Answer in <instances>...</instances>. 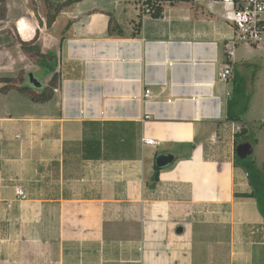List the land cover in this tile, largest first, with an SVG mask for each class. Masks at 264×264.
Instances as JSON below:
<instances>
[{
	"label": "crops",
	"instance_id": "obj_1",
	"mask_svg": "<svg viewBox=\"0 0 264 264\" xmlns=\"http://www.w3.org/2000/svg\"><path fill=\"white\" fill-rule=\"evenodd\" d=\"M95 1L51 24L52 98L0 114V264H264V221L234 164L247 121L228 119L262 50L232 45L215 3L163 1L142 20L132 0ZM164 153L175 160L153 183Z\"/></svg>",
	"mask_w": 264,
	"mask_h": 264
},
{
	"label": "rangeland",
	"instance_id": "obj_2",
	"mask_svg": "<svg viewBox=\"0 0 264 264\" xmlns=\"http://www.w3.org/2000/svg\"><path fill=\"white\" fill-rule=\"evenodd\" d=\"M59 1L63 0H51L53 5ZM105 1L108 2L96 0L94 4L96 7L98 5L104 7L107 5L104 4ZM45 15L44 0L0 1V78H10L11 82L17 85H26L40 90L39 87L30 85L27 80L28 73L32 72L42 85L47 84L50 74L45 75L40 57L30 50L35 45L42 53L47 51L57 53V42L54 38L60 33L58 30L61 26H45ZM59 17L63 20L64 15L61 14ZM19 31L22 32L23 37ZM23 41L26 43L24 44ZM25 46L29 49H24ZM259 52H256L259 58L253 60L257 61L260 68L257 71L254 70L252 76L243 77L241 93H235L234 108L237 112H244L242 116L247 121L245 127L248 136H240L238 140L252 142L256 139L253 144V153L249 158L257 167L262 168L264 163V50ZM4 83L0 81V87ZM32 107L31 100L16 89H11L5 94L0 93V114L3 111L9 110L10 113H14L29 110Z\"/></svg>",
	"mask_w": 264,
	"mask_h": 264
},
{
	"label": "trees",
	"instance_id": "obj_3",
	"mask_svg": "<svg viewBox=\"0 0 264 264\" xmlns=\"http://www.w3.org/2000/svg\"><path fill=\"white\" fill-rule=\"evenodd\" d=\"M3 2L4 0H0ZM45 6H46V25L47 27H50V25L55 21V18L57 17L58 13L66 6L79 2L81 0H63L62 2H57L55 5L52 4L51 0H44ZM160 1H168L170 3L179 2V1H189V0H160ZM161 12V7L159 6L156 10V12L153 14V16L158 17ZM23 43L25 44L26 41ZM26 47V46H25ZM24 49H29L25 48ZM33 53L38 55L41 59V64L43 65V68L45 69V75L50 74V78L46 84V86L41 89H33L30 86L26 85H17L16 83L11 82L12 80L10 78L2 77L0 78V81L5 82L2 87H0V93H7L11 89H16L20 93L24 94L25 96L29 97L33 102H46L50 100L54 94L57 80L59 77V73L56 69L57 66V60H56V53H53L51 51H47L45 53H42L38 46H33L30 48ZM240 92L241 93V84L237 82V85L233 87L232 91V98L229 100V105L231 106V109L229 111L228 119L233 121L237 120L239 118L240 112L236 111L234 106H236V101L234 99L235 93ZM245 129L242 128L237 134H236V141L235 144L237 145L240 143L241 140H238V137L245 136ZM243 141V140H242ZM241 141V142H242ZM255 139L252 141V144L255 143ZM234 164L236 166H239L244 169V171L247 173V178L249 185L251 187V192L242 194L243 197H252L254 198L256 202L257 209L264 221V163L262 164V168H259L256 166L254 161L247 157L245 159H240L237 157L236 153L234 152ZM160 168L155 166V171L152 176L153 183L157 181L158 179V171Z\"/></svg>",
	"mask_w": 264,
	"mask_h": 264
},
{
	"label": "built area",
	"instance_id": "obj_4",
	"mask_svg": "<svg viewBox=\"0 0 264 264\" xmlns=\"http://www.w3.org/2000/svg\"><path fill=\"white\" fill-rule=\"evenodd\" d=\"M138 9L141 19L152 17L157 8L162 5L160 0H132ZM194 2H211L218 4L224 9L226 22L232 28L233 35L231 43H245L258 49L264 50V0H192ZM233 51H228L231 56ZM232 77L231 66L226 63L219 72V78L228 81ZM145 100L150 99V89L143 93ZM149 101V100H148ZM149 114L145 115L148 118ZM240 131V127H237ZM145 143H152L150 139H144ZM247 176V173L245 174ZM15 194L18 198H25V193L20 186L15 187Z\"/></svg>",
	"mask_w": 264,
	"mask_h": 264
},
{
	"label": "water",
	"instance_id": "obj_5",
	"mask_svg": "<svg viewBox=\"0 0 264 264\" xmlns=\"http://www.w3.org/2000/svg\"><path fill=\"white\" fill-rule=\"evenodd\" d=\"M27 80H28L30 85H33L34 87H41L40 81L37 80L33 76L32 72L28 73ZM235 153H236L238 158L245 159V158H247V157L252 155V153H253V144L248 142V141H242V142H240V143H238L236 145ZM174 160H175V155H173L171 153L160 154V155H158L155 158V165L158 168H162V167H165V166L173 163ZM177 232L181 233L182 232V228L179 227L177 229Z\"/></svg>",
	"mask_w": 264,
	"mask_h": 264
},
{
	"label": "flooded vegetation",
	"instance_id": "obj_6",
	"mask_svg": "<svg viewBox=\"0 0 264 264\" xmlns=\"http://www.w3.org/2000/svg\"><path fill=\"white\" fill-rule=\"evenodd\" d=\"M18 33H19V32H18ZM34 37H35V35H34ZM34 37H33V39H34ZM33 39H32V40H33ZM4 40H5V38L3 39V41H4Z\"/></svg>",
	"mask_w": 264,
	"mask_h": 264
},
{
	"label": "bare ground",
	"instance_id": "obj_7",
	"mask_svg": "<svg viewBox=\"0 0 264 264\" xmlns=\"http://www.w3.org/2000/svg\"><path fill=\"white\" fill-rule=\"evenodd\" d=\"M20 32V34L22 33L21 31H19ZM21 36H22V34H21ZM23 37V36H22Z\"/></svg>",
	"mask_w": 264,
	"mask_h": 264
}]
</instances>
